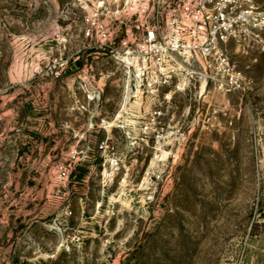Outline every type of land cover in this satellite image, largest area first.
Masks as SVG:
<instances>
[{"label":"rangeland","instance_id":"obj_1","mask_svg":"<svg viewBox=\"0 0 264 264\" xmlns=\"http://www.w3.org/2000/svg\"><path fill=\"white\" fill-rule=\"evenodd\" d=\"M133 12L0 0V264H264V30L227 91L139 55Z\"/></svg>","mask_w":264,"mask_h":264},{"label":"built area","instance_id":"obj_2","mask_svg":"<svg viewBox=\"0 0 264 264\" xmlns=\"http://www.w3.org/2000/svg\"><path fill=\"white\" fill-rule=\"evenodd\" d=\"M130 43L154 66L185 58L198 75L222 90L238 86L240 74L229 43L247 34L254 22L264 30V10L253 0H131Z\"/></svg>","mask_w":264,"mask_h":264}]
</instances>
